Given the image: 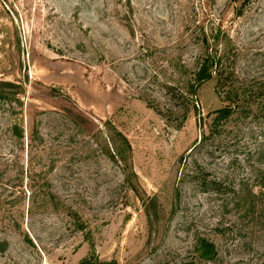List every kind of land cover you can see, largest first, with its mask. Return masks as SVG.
Segmentation results:
<instances>
[{"label":"rangeland","instance_id":"1","mask_svg":"<svg viewBox=\"0 0 264 264\" xmlns=\"http://www.w3.org/2000/svg\"><path fill=\"white\" fill-rule=\"evenodd\" d=\"M208 46L264 82V0H0L2 145L40 133L31 211L27 193L0 208V264H261L219 224L245 215L234 192L264 186L262 117L216 128L215 76L183 104L168 94Z\"/></svg>","mask_w":264,"mask_h":264},{"label":"trees","instance_id":"2","mask_svg":"<svg viewBox=\"0 0 264 264\" xmlns=\"http://www.w3.org/2000/svg\"><path fill=\"white\" fill-rule=\"evenodd\" d=\"M208 39L209 37L206 36V43H208ZM234 62L229 51L220 52L215 46H208L197 57L190 79L184 83L183 87L173 85L167 87L168 94L178 104H183L186 99L196 96L198 90L215 76L217 79L215 91L220 101L224 104V107L216 112L218 114L214 120L218 124L216 128L223 122L228 121L235 113L238 114L243 111L247 114L246 116L260 115L263 119L262 129L264 131V82L258 84L259 79L257 78H243L244 80H240L235 71ZM0 98H3V95L0 94ZM39 135V131L33 128L26 140L24 129L14 127L10 139L11 145L6 148V145H2L4 134H0V208L6 204L15 206L20 197L23 198L25 193H27L30 194V204L27 210L28 213L31 211V196L34 195L36 189V180L33 178L36 174L31 169L33 162L32 152L39 151ZM123 139L127 148L130 149L131 146L127 139ZM205 140H207L206 137L203 141ZM4 148H6L7 152H3ZM25 155L27 160L23 162L22 157ZM114 155L119 156L117 153H114ZM11 157H15L18 160L21 159V162H16L18 160L13 161L10 159ZM8 175H10V183H4ZM261 175L263 177L264 172H261ZM25 180L28 182L26 189L24 188ZM197 180H199L196 182L200 184L201 188L208 189L215 194H221L225 187L220 179H210L204 176L202 178L199 177ZM193 183L195 184V182ZM256 186L254 188H257ZM40 187L44 189L46 184L44 183ZM19 188H24L26 192H20ZM254 190L251 189L249 191V199L247 195L241 197L240 194L238 195L234 192L238 198L237 200H239L238 206H240L242 200V203L248 205V208L240 221L225 227L220 222L221 231L219 233L222 236H227L229 231L232 238L237 242L236 245L238 247H244V250H247L244 252L264 264V186H260V191L255 192ZM6 192H9L10 196L18 195L17 199L4 201L2 195H5ZM42 194L43 200L48 201L46 194ZM80 228H83V226ZM198 238L199 240L196 242L197 250L201 252L206 261L215 262L220 253L213 241L202 236Z\"/></svg>","mask_w":264,"mask_h":264}]
</instances>
